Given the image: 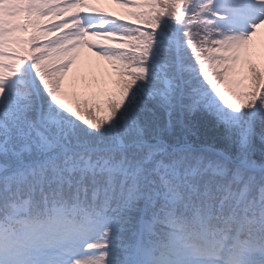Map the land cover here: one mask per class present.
<instances>
[{
  "label": "snow or ice",
  "instance_id": "6c2138e0",
  "mask_svg": "<svg viewBox=\"0 0 264 264\" xmlns=\"http://www.w3.org/2000/svg\"><path fill=\"white\" fill-rule=\"evenodd\" d=\"M0 264H264V0H0Z\"/></svg>",
  "mask_w": 264,
  "mask_h": 264
},
{
  "label": "rangeland",
  "instance_id": "374dc122",
  "mask_svg": "<svg viewBox=\"0 0 264 264\" xmlns=\"http://www.w3.org/2000/svg\"><path fill=\"white\" fill-rule=\"evenodd\" d=\"M100 6L106 11H111L114 13H120L123 11L116 5L112 4L102 3ZM255 39L259 40L260 37ZM93 78L114 80L116 76L108 61L96 56L94 50L87 47H82L79 50L77 63L74 65L73 70L68 78L69 81L76 82V87L70 89V91L74 89L76 93H83L85 91L84 84L88 81H91Z\"/></svg>",
  "mask_w": 264,
  "mask_h": 264
},
{
  "label": "trees",
  "instance_id": "16d2710c",
  "mask_svg": "<svg viewBox=\"0 0 264 264\" xmlns=\"http://www.w3.org/2000/svg\"><path fill=\"white\" fill-rule=\"evenodd\" d=\"M72 91L76 92L74 89Z\"/></svg>",
  "mask_w": 264,
  "mask_h": 264
}]
</instances>
